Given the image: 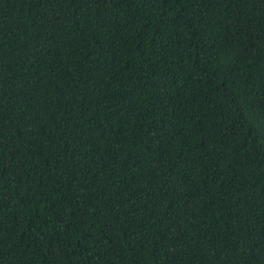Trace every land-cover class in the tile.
I'll list each match as a JSON object with an SVG mask.
<instances>
[{
	"label": "trees",
	"instance_id": "16d2710c",
	"mask_svg": "<svg viewBox=\"0 0 264 264\" xmlns=\"http://www.w3.org/2000/svg\"><path fill=\"white\" fill-rule=\"evenodd\" d=\"M0 264H264V0H0Z\"/></svg>",
	"mask_w": 264,
	"mask_h": 264
}]
</instances>
